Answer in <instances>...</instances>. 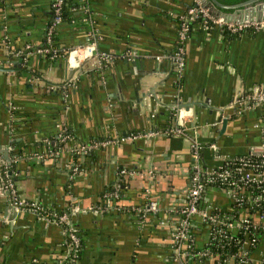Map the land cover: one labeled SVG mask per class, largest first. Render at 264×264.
Returning a JSON list of instances; mask_svg holds the SVG:
<instances>
[{"label":"crops","instance_id":"crops-1","mask_svg":"<svg viewBox=\"0 0 264 264\" xmlns=\"http://www.w3.org/2000/svg\"><path fill=\"white\" fill-rule=\"evenodd\" d=\"M72 1L71 19L56 25L59 48L97 36L111 61L95 51L77 65L62 52L48 56L53 0H0V165L13 168L26 198L55 210L67 205L84 239L80 264H215L174 251L193 155L190 137L166 130L180 111L206 144V163L260 147L264 107L243 110L233 101L264 88V28L225 37L196 24L177 71V18L192 0ZM89 142L98 145L79 151ZM206 198L227 202L218 191ZM62 234L58 223L14 210L0 193V264H61ZM251 257L264 264V235Z\"/></svg>","mask_w":264,"mask_h":264},{"label":"built area","instance_id":"built-area-1","mask_svg":"<svg viewBox=\"0 0 264 264\" xmlns=\"http://www.w3.org/2000/svg\"><path fill=\"white\" fill-rule=\"evenodd\" d=\"M62 1L53 0L52 2L54 24L47 28V40L50 39L53 28L62 20L59 14ZM187 14L188 18L198 15L209 17L215 27L220 26L223 29L222 26L225 25L230 31L247 27L264 28V18L245 22L226 21L221 16L211 15L209 9L204 5L188 8ZM188 29V24L185 22H182L178 28L180 43L172 55L177 71L181 70L184 62L183 41L187 36ZM43 51L50 52L51 57L56 56L58 52L64 53L70 65L80 64L85 55L91 54L93 51L96 52L97 60L100 62L112 60V56L106 51L97 49V36H93L92 40L86 44L71 46L68 50L60 49L58 51L56 47L44 46ZM233 104L243 107V110L264 107V88H255L252 92L237 97ZM177 115L178 119H175L174 124L169 126L166 132L168 135L178 134L190 137L193 163L190 185L186 191L184 203L178 209L179 222L173 227L176 256L187 259L188 256L199 255L212 258L215 264H235L237 260L238 264H251L252 252L258 247L257 241L264 235V138L260 147L256 149L252 148L246 153L235 156L221 157L216 154L212 156L213 162L206 163L202 156L206 144L193 135L192 123L186 121L180 111ZM61 136L65 138L67 135L63 133ZM97 145V142L83 143L78 146V149L84 152ZM207 146L214 148L215 145L209 143ZM1 165L8 167L6 164ZM120 171L122 174L131 173L130 169L126 167H122ZM210 190L223 193L227 199L226 204L208 202L206 195ZM0 193L4 194L8 204L14 210H29L39 219L58 223L63 232L61 243L64 255L60 260L61 264H79L77 254L81 239L73 232L72 222L67 212H58L55 209L46 212L41 201L21 195L12 180L9 167L5 175L1 176ZM112 194L115 195L116 190ZM149 208L155 210V202H150ZM193 216L196 217L195 221ZM198 222L201 223L200 229L203 233L202 237L199 236L201 239H196L194 235ZM159 223L167 224L168 220L160 219ZM224 230H232L240 233V236L234 238L233 235L228 234L225 236L228 241L216 244L222 247L229 245V241H231L233 245L237 246L236 251L226 252L223 257H220V253L212 252L208 245L215 240L216 235L223 234ZM196 240L200 244L199 247L196 246Z\"/></svg>","mask_w":264,"mask_h":264},{"label":"trees","instance_id":"trees-1","mask_svg":"<svg viewBox=\"0 0 264 264\" xmlns=\"http://www.w3.org/2000/svg\"><path fill=\"white\" fill-rule=\"evenodd\" d=\"M198 5H203V4L199 0L198 1L192 0L190 3H188L186 5V9L184 10V12L181 13L180 15H178V18H177V20H178V28H180L182 22H185L186 24H188L189 29H188V32H187L186 35L190 34L192 29L194 28V25H196V24H199L200 26L205 27L207 30L217 28V27H215V24L211 21V19L209 17L198 15V16H196L194 18H188V14H187L188 8H190L192 6H198ZM75 7H76V4L72 0H63L61 8H60V13H59L61 18H62L61 21H64V20L66 21V20L71 19L72 14H73L71 9H73ZM219 9L221 11H225V10H223L221 8H219ZM51 11H52V21H50L48 26H52L54 24V21H53L54 11H53V7L52 6H51ZM222 27H223V29L220 26L217 29L225 37H232V36L238 35V34H240L242 31H244L246 29L255 30V28H253V27H247V28H243V29L237 30V31H230L225 25H223ZM44 46L45 47H55L56 46L57 50L60 51L61 48H59V45H58V42H57L56 26L53 28V31L51 33V36H50L49 40H47V34H46ZM59 53L60 52H58L57 54H59ZM46 54L48 56H50L51 53L47 52ZM10 168H11V166L9 167V169ZM11 169H13V168H11ZM7 171H8V167L6 168V167H4V165L0 166L1 176H4ZM12 180L14 181L13 177H12ZM14 183H15V181H14ZM66 206L67 205L65 204L63 209L57 210V211L58 212H67L69 214L68 208ZM45 209H46V212H48L52 208H49V207L45 206ZM69 218H70V220L72 222L73 232H75L81 239V245L79 247L78 254H77V258L79 260L80 256H81L82 247L84 245V239H83L82 233L80 232V228L77 226V223L75 222L74 219H72L70 214H69ZM228 234L233 235L234 238L240 236V233L234 232L232 230H224L223 234L216 235L215 240L208 245V247L211 249L212 252H214V253L219 252L220 253V257H223V255L226 252L236 251L237 250V246L233 245L231 241H229L230 242L229 245L227 244V245L222 246V247H220L219 245H216L217 243L222 244V243L228 241L227 238L225 237ZM67 238H68V236H67ZM260 240H261V238H260ZM260 240L257 241V245L259 244ZM79 264H80V262H79ZM235 264H238V260H237V262H235Z\"/></svg>","mask_w":264,"mask_h":264},{"label":"water","instance_id":"water-1","mask_svg":"<svg viewBox=\"0 0 264 264\" xmlns=\"http://www.w3.org/2000/svg\"><path fill=\"white\" fill-rule=\"evenodd\" d=\"M203 5L209 9L211 15L221 16L226 21L245 22L264 18V0H204ZM219 8L226 12L221 11ZM25 56L26 51L19 54L18 60H14L13 62L15 64L17 62L21 63ZM3 69L13 70L14 67H4ZM183 106L186 107L187 105L178 102L179 108ZM11 168L9 169V173H12Z\"/></svg>","mask_w":264,"mask_h":264}]
</instances>
